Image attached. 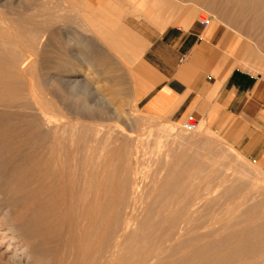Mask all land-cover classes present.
Segmentation results:
<instances>
[{
    "label": "bare ground",
    "instance_id": "1",
    "mask_svg": "<svg viewBox=\"0 0 264 264\" xmlns=\"http://www.w3.org/2000/svg\"><path fill=\"white\" fill-rule=\"evenodd\" d=\"M59 1L75 13L96 3ZM154 1L155 19L175 6ZM240 5L264 30V0H241ZM62 11L55 0H0V264H101L102 257L103 264H114L139 223L134 198L114 241L105 232L111 227L101 231L113 216L108 178L120 170L117 163L126 153L122 146L103 149L104 141H84L75 127L87 122L89 131L99 127L97 121H114L118 130L132 134L122 111L115 108L106 112L113 119L107 120V114L100 119L96 100L86 97L94 94L92 73L109 86L105 84L111 100L104 95L102 103L112 106L116 97H125L126 77L119 71L129 70L136 52L143 51L128 33L91 25L87 33L108 49L96 51L93 36L81 31L85 23H79L80 15L75 21L62 17ZM126 43L135 48L124 53ZM137 188L133 186V195ZM101 233L108 242L102 256Z\"/></svg>",
    "mask_w": 264,
    "mask_h": 264
},
{
    "label": "rangeland",
    "instance_id": "2",
    "mask_svg": "<svg viewBox=\"0 0 264 264\" xmlns=\"http://www.w3.org/2000/svg\"><path fill=\"white\" fill-rule=\"evenodd\" d=\"M161 1L175 6L172 9L168 6L163 15L155 19L154 0H96L91 7L85 6L76 13L68 4L62 5L55 0L63 9L62 17L75 21L81 18L79 23L87 24L81 23L85 35L93 36L87 33L92 25L118 35L126 32L133 41L137 40L135 45L139 38L148 44L166 28L185 25L191 18L211 17L227 25L242 39L245 47L243 68L264 77V30L250 12L242 10L241 0ZM146 10L150 13L146 14ZM93 38L96 51L99 48L108 50L97 37ZM135 45L126 43L123 52H130V47L135 48ZM136 53L138 56L132 59L129 70L119 71L126 77L125 97H116L114 106L102 103L100 99L104 95L111 100L110 91L103 77L94 73L96 81H89L95 87L94 94L86 97L96 100L100 119H105L106 112H113L115 108L122 111V119L132 123V127L125 125L126 129L133 130L132 134L118 130L114 121H97L99 123L95 124L99 127L89 131L87 122L80 121L75 127L82 132L84 141H104L103 149L122 146L126 153L117 163L120 169L117 175L112 173L108 178L113 190L114 214L111 212L113 216L103 222L104 228L101 223V231L111 227L112 230L105 232L111 233V240L115 239L134 198L137 226L142 231L135 228V234L124 246L126 251L115 256L114 264H139L141 261L142 264H264V173L219 129L199 122L197 132L185 133L181 122L144 114L133 96L134 72L141 60ZM113 61L121 68L120 59L114 57ZM96 87H99L97 91ZM107 116V120L114 118L111 114ZM133 186L138 187L135 195L132 194ZM101 235L107 236L101 233L100 241L104 242L98 244V250L104 252L103 245L107 246L108 242ZM130 241L134 250L128 253L126 246L130 247ZM102 258L98 259L101 264Z\"/></svg>",
    "mask_w": 264,
    "mask_h": 264
},
{
    "label": "crops",
    "instance_id": "3",
    "mask_svg": "<svg viewBox=\"0 0 264 264\" xmlns=\"http://www.w3.org/2000/svg\"><path fill=\"white\" fill-rule=\"evenodd\" d=\"M138 45L137 107L170 122L193 116L225 132L264 173V77L243 68L242 39L217 20L205 27L191 18Z\"/></svg>",
    "mask_w": 264,
    "mask_h": 264
},
{
    "label": "built area",
    "instance_id": "4",
    "mask_svg": "<svg viewBox=\"0 0 264 264\" xmlns=\"http://www.w3.org/2000/svg\"><path fill=\"white\" fill-rule=\"evenodd\" d=\"M199 20L201 23L206 27L210 24L211 22V17L202 15ZM199 128V121L195 119L193 116H188L186 119L181 123V129L185 133H194L198 130Z\"/></svg>",
    "mask_w": 264,
    "mask_h": 264
}]
</instances>
